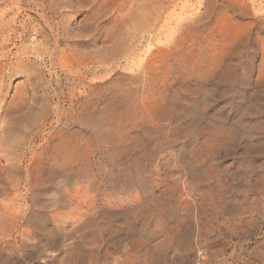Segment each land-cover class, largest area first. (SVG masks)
I'll list each match as a JSON object with an SVG mask.
<instances>
[{
	"label": "rangeland",
	"instance_id": "374dc122",
	"mask_svg": "<svg viewBox=\"0 0 264 264\" xmlns=\"http://www.w3.org/2000/svg\"><path fill=\"white\" fill-rule=\"evenodd\" d=\"M200 250L264 264V0H0V264Z\"/></svg>",
	"mask_w": 264,
	"mask_h": 264
},
{
	"label": "built area",
	"instance_id": "2783aa9c",
	"mask_svg": "<svg viewBox=\"0 0 264 264\" xmlns=\"http://www.w3.org/2000/svg\"><path fill=\"white\" fill-rule=\"evenodd\" d=\"M196 264H206L205 254L203 250L198 252V258Z\"/></svg>",
	"mask_w": 264,
	"mask_h": 264
},
{
	"label": "bare ground",
	"instance_id": "6f19581e",
	"mask_svg": "<svg viewBox=\"0 0 264 264\" xmlns=\"http://www.w3.org/2000/svg\"><path fill=\"white\" fill-rule=\"evenodd\" d=\"M181 29V28H180ZM223 29V28H222ZM223 30H225V29H223ZM217 34H219V33H217ZM173 35V34H172ZM177 35V34H176ZM181 35V34H180ZM219 36V35H218ZM173 43V42H172ZM178 43V42H177ZM180 44V43H179ZM171 47H173V46H171ZM175 48V47H174ZM172 50V49H171ZM146 71V70H145ZM148 73V72H147ZM145 74V73H144Z\"/></svg>",
	"mask_w": 264,
	"mask_h": 264
}]
</instances>
